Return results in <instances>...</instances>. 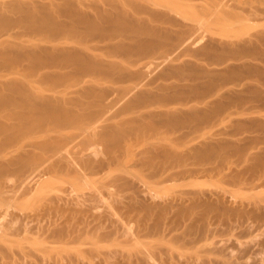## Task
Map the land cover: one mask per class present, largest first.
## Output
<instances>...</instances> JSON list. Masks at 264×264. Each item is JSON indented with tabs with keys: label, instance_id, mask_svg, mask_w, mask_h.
I'll use <instances>...</instances> for the list:
<instances>
[{
	"label": "rangeland",
	"instance_id": "1",
	"mask_svg": "<svg viewBox=\"0 0 264 264\" xmlns=\"http://www.w3.org/2000/svg\"><path fill=\"white\" fill-rule=\"evenodd\" d=\"M113 1L0 0V264H264V0Z\"/></svg>",
	"mask_w": 264,
	"mask_h": 264
},
{
	"label": "bare ground",
	"instance_id": "2",
	"mask_svg": "<svg viewBox=\"0 0 264 264\" xmlns=\"http://www.w3.org/2000/svg\"><path fill=\"white\" fill-rule=\"evenodd\" d=\"M114 1H116V0H114ZM114 1H113V2H114ZM119 1H120V0H119ZM121 1H124V0H121ZM121 1H120V3L118 2V4H120L121 6H119L118 4H117V5H118L119 7H122L121 9H123V10H125L124 8H126V10H127L128 12L126 13V11H125V13L128 14L129 11H130V9H128V8L130 7V5H129L128 8H127V7H124V8H123V6H122V4H121V3H122ZM135 1H136V0H135ZM141 1H143V0H141ZM141 1H140V2H141ZM220 1H221L222 3H220ZM234 1H235V0H234ZM127 2H128V1H127ZM127 2H125V6H126ZM131 2H132V1H131ZM133 2H134V0H133ZM140 2H139V0H138V4H139ZM143 2H144V1H143ZM143 2H141V3H143ZM147 2H148V1H147ZM154 2H155V1H154ZM218 2L220 3V6H224V5L226 4V3H224L223 0H219ZM235 2H236V1H235ZM260 2H261V0H244V1L241 2V3H234L233 8H235V9H236V8H243V7H244V8H248V7L255 8V7H257V6L260 4ZM135 3L137 4V2H135ZM141 3H140V4H141ZM215 3H216L215 5L218 4L217 2H215ZM128 4H129V3H128ZM136 4H135V5H136ZM138 4L136 5L137 8L142 7V5L140 6V4H139V6H138ZM144 4H146V3L144 2ZM144 4H143V5H144ZM149 4H151V3L149 2ZM149 4H148V6H149ZM112 5H114V3H113ZM112 5H110V6H112ZM117 5H116V6H117ZM133 5H134V4H133ZM146 5H147V4H146ZM213 5H214V4H213ZM213 5H212V6H213ZM35 6H36V5H35ZM35 6H34V8H35ZM95 6H96V5H95ZM116 6H115V7H116ZM118 6H117V7H118ZM144 6H145V5H144ZM218 6H219V4H218ZM29 7H30V6H29ZM29 7L27 8V10L24 11V13H25L24 16H25L26 19H29V18L33 19L32 17H34V16L37 14V13L34 14V11H35L36 8H35L33 11H31V10L29 9ZM215 7H216V6L210 7V9H212V8L215 9ZM130 8H131V10H132V8L135 9V7H133L132 4H131V7H130ZM137 8H136V9H137ZM147 8H148V7L146 6V9H147ZM149 8H150V6H149ZM152 8H153V7H152ZM217 8H218V7H217ZM28 9H29V10H28ZM113 9H114V8H113ZM140 9H141V8H140ZM218 9H219V8H218ZM91 10H92V9H91ZM101 10H102V9H101ZM143 10H145V9H142L141 11H143ZM151 10H152V9H151ZM98 11H99V9H98ZM119 11H120V9H119ZM133 11L136 12V15H135L136 17H137V15H139V14L141 13L140 10H138V12H137L136 10H133ZM133 11H132L131 13H133ZM139 11H140V12H139ZM147 11H148V10H147ZM153 11H154V12H153L154 15H156V14L158 13V12L155 13V10H153ZM93 12H94V11H93ZM96 12H97V11H96ZM116 12H117V11H116ZM120 12H121V11H120ZM120 12H118V14H121V15H122V14L124 13V12H121V13H120ZM94 13H95V12H94ZM100 13H101V12H100ZM100 13H99V14H100ZM131 13H129L130 16H129V15H128V16L133 20L132 17H135V16H132V15H134V13H133V14H131ZM138 13H139V14H138ZM142 13H143V12H142ZM144 13H145V11H144ZM144 13H143V15H144ZM146 13H147V12H146ZM161 14H162V13H161ZM121 15H120V17H121ZM148 15H149V14H148ZM154 15H153V16H154ZM128 16H127V17H128ZM131 16H132V17H131ZM145 16H146V15H145ZM163 16H164V15H163ZM163 16H162V18H163ZM113 17H114V15H113ZM123 17H124V15H123ZM148 17H149V16H148ZM166 17H167V16H166ZM115 18H116V17H115ZM121 18H122V17H121ZM124 18H125V17H124ZM140 18H141V15H140ZM140 18H138V19H140ZM149 18L153 19L154 17H149ZM156 18H157V17H156ZM160 18H161V16L159 15V19H160ZM135 19H136V18H135ZM142 19H143V18H142ZM151 19H150V20H151ZM167 19H168V18H166V21H167ZM87 20H88V19H87ZM108 20H109V19H108ZM120 20H121V19H120ZM123 20H124V19H123ZM132 20H130V19L128 18L127 21H128V23H129V21L132 22ZM146 20H147V18L144 19L143 21L146 22ZM154 20H157V19L154 18L153 21H154ZM160 20H161V19H160ZM168 20L171 21V19H168ZM82 21H83V20H82ZM93 21H94V20H93ZM124 21H125V20H124ZM133 21H134V20H133ZM139 21H140V20H139ZM139 21L136 20L135 22H138V24H139ZM166 21L164 20V23H165ZM170 21H169V22H170ZM172 21H173V20H172ZM119 22H120V21H119ZM157 22H160V21L157 20ZM161 22H162V21H161ZM75 23H76V22H75ZM99 23H100V22H99ZM124 23L127 24V22H124ZM140 23H141V22H140ZM170 23H171V22H170ZM173 23H176V22L174 21ZM73 24H74V23H73ZM85 24H86V23H85ZM93 24H94V23H93ZM132 24H134V23L132 22ZM135 24H136V23H135ZM159 24H161V23H159ZM171 24H172V23H171ZM121 25H122V24H121ZM154 25H155V24H154ZM161 25H162V24H161ZM84 26H85V25H84ZM134 26H135V25H134ZM169 26H170V25H168V27H169ZM124 27H125V26H124ZM87 28H88V27H87ZM134 28H136V27H134ZM165 28H166V27H165ZM173 28H174V27H173ZM98 29H99V28H98ZM126 30H127V29H126ZM183 38H184V37H183ZM84 43H85V42H84ZM140 43H141V42H140ZM126 44H127V43H126ZM125 46H126V45H125ZM139 46H140V45H139ZM129 47H130V46H129ZM122 48H123V45H122ZM127 48H128V47H127ZM139 48H140V47H139ZM123 49H124V48H123ZM128 50H130V49L128 48ZM139 50H140V49H139ZM142 51H143V50H142ZM140 52H141V51H140ZM141 53H142V52H141ZM75 56H76V55H74V57H75ZM82 56H83V55H82ZM88 56H89V55H88ZM78 57H79V56H78ZM80 57H81V56H80ZM84 57H85V59L87 58V56H85V55L83 56V58H84ZM75 58H77V57H75ZM83 58H79V59H83ZM88 58H89V57H88ZM77 59H78V58H77ZM89 60H92V59L89 58ZM89 60H88V59L85 60L86 63L89 62ZM85 61H84V63H85ZM80 62H81V60H80ZM82 62H83V61H82ZM92 62H93V61H92ZM92 62L90 61V63H92ZM86 63H85V64H86ZM82 64H83V63H81V65H82ZM92 64H93V63H92ZM78 65L80 66V63H78ZM88 65L90 66V68H91V66H93V65H90V64H88ZM84 66H85V65H83V67H84ZM89 66L86 65V68L89 67ZM94 66H95V64H94ZM97 66H98V65H97ZM95 67H96V66H95ZM95 67H93V68H95ZM84 68H85V67H84ZM93 68H91V70H92ZM81 69H82V68H81ZM98 69H99V68H98ZM94 70H95V69H94ZM119 70H120V69H119ZM117 72H118V71H117ZM90 87H91V86H90ZM32 88H33V90L35 89V91L32 90L33 93L31 92V95H33V96H31V97L35 98V99H36L37 101H39L40 103L42 102V104H39V102H37V103H38L39 105L42 106V107H41L42 109L44 108V110H45V109L48 110V111L45 110L46 113H49V112H50L49 114H46V115H48V117H51V116L54 115V114L51 115L52 108L54 109V107L57 106V104H58V106L60 105V107H61V102H63V103H64V102H67V101H65V99H62L63 101H61V99H58V101L60 100V102H58V101H57L58 103L53 102L54 104H52V103L50 102V103L52 104V106H51V105H49V104L47 103L46 100H47L49 97H45V95H43V93H45V92H43L42 88H41V91H42L43 93L40 92V90H39L40 87L38 88V86H32ZM88 88H89V87H88ZM94 90H95V89H94ZM94 90H93V92H94L93 95L95 94V91H94ZM86 91L88 92L89 90H86ZM86 91L83 92V96H84V94H87V93H85ZM41 95H43V96H41ZM91 95H92V94H90V96H91ZM143 95H144V94H143ZM143 95H142V96H143ZM85 96H87V95H85ZM140 96H141V95H140ZM42 97H43V98H42ZM52 97H53V96H52ZM146 97H147V96H146ZM146 97H144V98H146ZM33 98H31V99L33 100ZM44 98H45V100H44ZM55 98H56V97H55ZM55 98H53V99H55ZM60 98H61V97H60ZM35 99H34V100H35ZM56 99H57V98H56ZM34 100L31 102L32 104H33V102H35ZM51 100H52V99H51ZM53 101H54V100H53ZM79 101L81 102L82 100H79ZM14 102H15V101H14ZM48 102H49V101H48ZM80 102L77 101V103H80ZM37 103L35 102V104H37ZM55 103H56V104H55ZM63 103H62V104H63ZM29 104H30V103H29ZM29 104H28V105H29ZM32 104H30L29 106H31ZM70 104H71V103H70ZM53 105H54V107H53ZM67 105H68V104H67ZM29 106H28V108H29ZM31 107L34 108V106H31ZM31 107H30V109H31ZM36 107H38V105H37ZM55 108H58V107H55ZM38 109H39V107H38ZM32 110H33V109H32ZM40 110H41V109H40ZM70 110H71V109H70ZM27 111H29V110H26V111H25V116H26V117H27L28 113L30 112V111H29V112H27ZM41 111H42V110H41ZM57 112H58V111H57ZM60 112H61V111H60ZM67 112H68V111H65V113H64V114H65V117L67 116L66 118H68V117L71 115V114L69 115V112H68V113H67ZM21 113H22V112H21ZM53 113H54V112H53ZM66 113H67L69 116H68ZM26 114H27V115H26ZM29 114H31V113H29ZM55 114L57 115L58 113H55ZM60 114H61V113H60ZM64 114H63V115H64ZM32 115H33V113H32ZM50 115H51V116H50ZM56 115H54L56 118H59V117L61 118V117H63V116H58L59 114H58L57 116H56ZM73 115H74V117H75V114H73ZM73 115H71L70 118H68L69 120L65 118V119H66L65 122H68V121L70 122V120H72V119L74 118ZM19 116H20V115H19ZM29 116H30V115H28V118H29ZM21 117H22V116H20V118H21ZM26 117H23V118H26ZM30 117H31V116H30ZM71 117H73V118H71ZM63 118H64V117H63ZM16 119H17V118H16ZM18 119H19V118H18ZM25 120L27 121V118L24 119V121H25ZM28 120H29V119H28ZM21 121H22V120H21ZM72 121H73V120H72ZM15 122H17V121L15 120ZM55 122H56V121H55ZM75 122H76V121H75ZM1 123H3V122H1ZM29 123H30V122H29ZM62 123H63V122H62ZM73 123H74V122H73ZM3 124H6V123H3ZM7 124H8V123H7ZM22 124H23V123H22ZM91 124H92V123H91ZM70 125H71V124H70ZM74 125H75V123H74ZM89 125H90V124H89ZM82 126H85V125H82ZM67 127H68V125H67ZM88 127H89V126H88ZM88 127H87V129H90V128H88ZM90 127H91V126H90ZM0 128H1V127H0ZM10 128H11V127H10ZM30 128H31V127H30ZM80 128H81V127H80ZM6 129H7V128H6ZM82 129L84 130L85 127H83ZM13 130H14V129H13ZM2 131H3V130H2ZM7 131H8V130H7ZM16 131H17V130H16ZM65 131H67V130H65ZM76 131H77V130H76ZM76 131H75V132H76ZM84 131H86V130H84ZM92 131H93V130H92ZM75 132H74V133H75ZM78 132H81V131H78ZM89 132H90V131H89ZM4 133H5V132H4ZM20 133H21V132H20ZM86 133H87V132H86ZM10 134H11V133H10ZM48 134H50V132H49ZM51 134H52V133H51ZM65 134H66V133H65ZM82 134H84L83 131H82ZM93 134H94V131H93ZM25 135H26V133H25ZM7 136H8V135H7ZM49 136H51V135H49ZM49 136H48V137H49ZM68 136H69V135H68ZM70 136H71V135H70ZM72 136H73V135H72ZM72 136H71V137H72ZM74 136H76V135H74ZM93 136H94V135H93ZM19 137L21 138V136H19ZM44 137H45V136H44ZM58 137H59V136H58ZM75 138H76V137H75ZM79 138H80V137H79ZM47 139H48V138H47ZM47 139H46V140H47ZM66 139H70V138H66ZM72 139H73V138H72ZM72 139H70V140H72ZM8 140H9V139L4 140L5 145H6V144L8 145V143H7ZM36 140H38V139L36 138ZM41 140H42V139H41ZM9 141H12V140H9ZM17 141H18V140H17ZM38 141H40V140H38ZM43 141H45V139H43ZM66 141H68V140H66ZM14 142H15V141H14ZM29 142H30V141H29ZM10 143H11V142H10ZM12 143H13V142H12ZM17 143H18V142H17ZM20 143H21V142H20ZM32 143H33V141H32ZM40 143H41V142H40ZM43 143H44V142H43ZM43 143H42V144H43ZM46 143H47V142H46ZM49 144H50V142H49ZM3 145H4V144H3ZM37 145H38V144H37ZM39 145H40V144H39ZM61 145H62V144H61ZM1 146H2V145H1ZM12 146H14V144H13ZM17 146H18V145H17ZM21 146H23V145H20V147H21ZM25 146H26V145H25ZM52 146H53V145H52ZM10 147H11V146H10ZM32 147H34V145H32ZM32 147H30V148H32ZM57 147H58V146H57ZM66 147H67V146H66ZM66 147H65V148H66ZM28 148H29V147H28ZM30 148H29V150H30ZM58 148H59V149H57V150H58V153H57V150H56V152L54 151L56 154L53 152L52 155L54 154V156H55V155H57V154H59V153H60V155L63 154V153H65L64 151H63V152L60 151V149H62L63 147H60V146H59ZM14 149H15V148H14ZM19 149H20V148H19ZM26 149H27V148H26ZM32 149L34 150V148H32ZM45 149H46V148H45ZM3 150H4V151H6V150L9 151V148H7L6 150L3 148ZM12 150H13V149H12ZM33 150H32V151H33ZM62 150H64V149H62ZM4 151H2V152H4ZM14 151H16V150H14ZM24 151H26V150H24ZM30 151H31V150H30ZM30 151H28V149H27V152H30ZM34 151H35V150H34ZM77 151H78V150H77ZM2 152H0V153L2 154ZM11 152H12V151H11ZM19 152H20V151H19ZM27 152H26V153H27ZM45 152H46V151H45ZM61 152H62V153H61ZM14 153H15V152H14ZM20 153H21V152H20ZM20 153H19V154H20ZM33 153H34V152H33ZM39 153H40V151H39ZM46 153H47V152H46ZM7 154H8V152H7ZM7 154H6V157H7ZM9 154H10V153H9ZM19 154H17V155L20 156ZM21 154H23V152H22ZM36 154H37V153H36ZM11 155H12V154H10V156H11ZM25 155H26V154H24V156H25ZM42 155H43V152H42L41 155L36 156V158L39 157V156H42ZM45 155H48V154H45ZM45 155H44L43 157H45ZM49 155H51V153H50ZM52 155H51V156H52ZM0 156H3V155H0ZM4 156H5V155H4ZM12 156H13V155H12ZM21 156H22V155H21ZM24 156H23V157H24ZM34 156H35V154H34ZM62 156H63V155H62ZM91 156H92V155H91ZM58 157H59V156H58ZM63 157H64V156H63ZM25 158H27V156H26ZM31 158H32V157H31ZM41 158H42V157H41ZM48 158H49V157H47V160H48ZM54 158L56 159V157H54ZM54 158H53V161L55 160ZM64 158H65V157H64ZM77 158H79V157H77ZM0 159H1V157H0ZM23 159H24V158H23ZM39 159H40V158H39ZM39 159H37V160H39ZM49 159H51V158H49ZM57 159H59V158H57ZM80 159L82 160V158H80ZM80 159H79V160H80ZM90 159H91V158H90ZM7 160H8V159H7ZM7 160L5 161V164H6V163H7V164H8V163H9V164H12V163H13L14 166H11V165L8 164L9 167H7V165L4 164V165L6 166V168H5L6 171H7V170H10V168L12 167V168H13V170H11L12 172H10V171H9V172H10V173L15 172V175H17V173H16V172H17V169H15V171H14V167L16 168L17 165L15 166V163L18 162V161H15V163H14V161H12V160H9L8 162H7ZM13 160H14V159H13ZM17 160H19V159H17ZM43 160L46 161V157H45V159L43 158ZM72 160H73V159H72ZM3 161H4V160H3ZM10 161H12V162H10ZM19 161H20V160H19ZM22 161H23V160H22ZM26 161H27V159H26ZM77 161H78V160H77ZM82 161H83V160H82ZM90 161H91V160H90ZM90 161H89V162H90ZM38 162H39V161H38ZM40 162H43V161L41 160ZM49 162H50V161H49ZM72 162H74V160H73ZM72 162H71V163H72ZM1 163H2V162H1ZM18 163H19V162H18ZM20 163H21V162H20ZM24 163H26V162H24ZM24 163H23V164H24ZM27 163H28V162H27ZM30 163H31V162H30ZM33 163H36V162H33ZM43 163H45V162H43ZM43 163H42V164H43ZM74 163H75V162H74ZM74 163H73V164H74ZM77 163H78V162H77ZM87 163H88V162H87ZM42 164L40 163V166H41ZM45 164H46V163H45ZM45 164H43V165H45ZM75 164H76V163H75ZM4 165H1V164H0V171H1V170H5V169H3V168L5 167ZM33 165H34V164H33ZM33 165H32V166H33ZM66 165H67V164H66ZM69 165H70V164H69ZM69 165H68V167H69ZM10 166H11V167H10ZM23 166H25V165H23ZM32 166H31V167H32ZM35 166L37 167V166H39V165L36 164ZM35 166H34L33 168H35ZM45 166H46V165H45ZM49 166H50V165H49ZM74 166H75V165H74ZM76 166H77V164H76ZM84 166H85V165H84ZM87 166H88V165H87ZM17 167L21 168L22 165L19 164V166H17ZM27 167H28V166H27ZM29 167H30V166H29ZM29 167H28L26 170H24L26 167H25V168H21L20 171H21V172L23 171V173H25V171H26V174H23V176H24L23 179L19 178L20 181H21V180H25V179L27 178L26 175H27V174L29 175V173H27V172L29 171ZM71 167H72V166H71ZM71 167H70V168H71ZM7 168H9V169H7ZM19 168H18V170H19ZM33 168H32V170H33ZM39 168L41 169V167H38V168H37L38 171H39ZM42 168H43V167H42ZM72 168H73V167H72ZM72 168H71V169H72ZM74 168H75V167H74ZM89 168H90V166H89ZM35 169H36V168H35ZM35 169H34V170H35ZM43 169H44V168H43ZM48 169H49V167H48ZM30 170H31V169H30ZM34 170H33V171H34ZM45 170H46V169H45ZM75 170H76V169H75ZM75 170H74V172H75ZM83 170H84V169H83ZM83 170H81V171L83 172ZM89 170H91V169H89ZM94 170H95V169H94ZM20 171H19V172H20ZM35 171H36V170H35ZM42 171H43V170H42ZM91 171H93V169H92ZM3 172H4V173H7V172H5V171H2V172H0V173H3ZM31 172H32V171H31ZM40 172H41V171H40ZM44 172H45V171H44ZM44 172H43V173H44ZM4 173H3V174H4ZM10 173H9V174H10ZM32 173H34L33 175H34V177H35L36 172H32ZM32 173H31L29 176L27 175V176L29 177V179H26L27 181L30 180V179H33V178H34V177L32 176ZM89 173H90V172H89ZM3 174H1L0 176H2ZM13 174H14V173H13ZM13 174H12V175H13ZM18 174H19V173H18ZM39 174H40V173H39ZM76 174H77V173H76ZM19 176H22V175L19 174ZM2 177H3V176H2ZM14 177H15V176H14ZM17 177H18V176H17ZM17 177H16V178H17ZM25 177H26V178H25ZM30 177H31V178H30ZM37 177H38V176H37ZM0 178H1V177H0ZM4 178H5V177H4ZM6 178H7V176H6ZM37 179H38V178H37ZM8 180H9V179H8ZM8 180H6V182H7ZM33 180H35V178H34ZM33 180H31V182H32ZM4 181H5V179H4ZM4 181H2V179H1V183L4 182ZM9 181H10V180H9ZM13 181H14V180H13ZM17 181H18V180H17ZM17 181H14V183L17 182ZM42 181H43V180H42ZM18 182H19V181H18ZM18 182H17V183H18ZM21 182H22V181H21ZM23 182H24V181H23ZM29 182H30V181H29ZM10 183H11V182H10ZM12 183H13V182H12ZM32 183H33V182H32ZM26 184H27V183H26ZM29 184H30V183H29ZM34 184H35V183H34ZM7 185H8V183H7ZM9 185H10V184H9ZM20 185H21V184H20ZM1 186H2V184H1ZM3 187H4V186H3ZM5 187H6V188H9V187H7V186H5ZM28 187H30V185H29ZM14 188H15V187H14ZM9 189H11V188H9ZM12 189H13V187H12ZM1 190H2V189H1ZM3 190H4V189H3ZM3 190H2V191H3ZM7 190H8V189H7ZM30 190H31V189H30ZM34 190H35V188H34ZM4 191H5V190H4ZM4 191H3V192H4ZM5 192H8V194H9V191H5ZM15 192H16V190H15ZM33 192H34V191H33ZM12 193H13V191H12ZM30 194H33V193H30ZM10 195L13 196L11 193H10ZM10 195H9V196H10ZM26 195H27V192H26ZM26 195H25V196H26ZM7 197H8V196H6V198H7ZM4 198H5V197H4ZM62 200H63V199H62ZM76 200H77V199H76ZM63 202H64V201H63ZM63 206H64V205H63ZM0 207H1V206H0ZM60 208H61V207H60ZM92 208H93V207H92ZM1 209H2V207H1ZM1 211H2V210H1ZM109 213H110V212H109ZM109 213H108V214H109ZM0 214H1V212H0ZM17 214H19V213H17ZM15 215H16V214H15ZM41 215H42V214H41ZM3 216H4V215H3ZM17 216H18V215H17ZM17 216H14V217L16 218ZM37 216H38V215H37ZM109 216H110V215H109ZM0 217H1V216H0ZM12 217H13V216H12ZM20 217H21V216H20ZM20 217L18 218L19 220H20ZM26 217H29V216H26ZM26 217H25V218H26ZM31 217H32V216H31ZM1 218H2V217H1ZM1 218H0V219H1ZM34 218H36V217H34ZM38 218H39V217H38ZM38 218H37V219H38ZM28 219H29V218H28ZM28 219H27V220H28ZM30 219H31V218H30ZM40 219H42V217H41ZM40 219H39V220H40ZM111 219H112V218H111ZM11 220H12V219H10V221H11ZM14 220H15V219H14ZM14 220H12V221H14ZM16 220H17V219H16ZM19 220H17V221L19 222ZM27 220H26V221H27ZM42 220H45V219L43 218ZM58 220H59V219H58ZM24 221H25V220H24ZM26 221H25V222H26ZM31 221H33V220H31ZM31 221H30V222H31ZM34 221H35V220H34ZM34 221H33V222H34ZM36 221H37V220H36ZM36 221H35V222H36ZM48 221H49V220H48ZM63 221H64V220H63ZM30 222L28 221L29 224H31ZM54 222H55V220H54ZM11 223H12V222H11ZM14 223H15V222H14ZM20 223H21V222H20ZM23 223H24V222H23ZM23 223H21V224H23ZM28 223L26 222L27 225H28ZM42 223H43V222H42ZM44 223H45V222H44ZM64 223H65V222H64ZM26 224H25V225H26ZM33 224L36 225L35 223H33ZM58 224H59V223H58ZM1 225H2V224H1ZM7 225H8V224H7ZM9 225H10V223H9ZM23 225H24V224H23ZM38 225H39V223H38ZM41 225H42V224H41ZM47 225H48V224H47ZM54 225H55V224H54ZM54 225H53V226H54ZM59 225H60V224H59ZM2 226H3V225H2ZM43 226L45 227L46 225L44 224ZM53 226L51 227L52 229H50V230H54V229H53V228H54ZM55 226H57V225H55ZM60 226H61V225H60ZM29 227L31 228L32 226L29 225ZM29 227H28V228H29ZM37 227L39 228V226H37ZM44 227H42V228H44ZM47 227H49V226H47ZM57 227H58V226H57ZM57 227H56L55 229H59V228H60V230H61V227H58V228H57ZM0 228H1V227H0ZM8 228H9V227H8ZM20 228H21V227H20ZM22 228H23V226H22ZM25 228H27V227L25 226ZM28 228H27V230H24V231L27 232V231H28ZM49 228H50V227H49ZM31 229H34V228H31ZM35 229H37V228L35 227ZM40 229H41V228H39L38 230H40ZM47 229H48V228H47ZM6 230H7V228H6ZM62 230H63V229H62ZM62 230H61V232H62ZM2 231H4L3 227H2ZM24 231H22V232H24ZM29 231H30V230H29ZM42 231H43V230H42ZM56 231H57V230H56ZM58 231H59V230H58ZM35 232H36V231H35ZM52 232H53V231H52ZM59 232H60V231H59ZM4 233H6V232H4ZM33 233H34V232H33ZM44 233H47V232H44V231H43V234H44ZM48 233H49V235H50V231H49ZM56 233H57V232H56ZM63 233H64V232H63ZM52 234H53V233H52ZM54 234H55V233H54ZM54 234H53V235H54ZM61 234H62V233H61ZM61 234H60V235H61ZM6 235H8V234H6ZM40 235H41V234H40ZM62 235H63V234H62ZM38 236H39V235H38ZM46 236H47V235H46ZM57 236H58V235H57ZM63 236H65V235H63ZM47 237H48V236H47ZM41 238H42V237H41ZM44 238H45V236H44ZM49 238H50V237H49ZM58 238H59V237H58ZM63 238H64V237H63ZM63 238H62V239H63ZM2 239H3V238H2ZM6 239H8V237H7ZM47 239H48V238H47ZM56 239H57V238H56ZM45 240H46V239H45ZM60 240H61V237H60V239H59L58 241H60ZM0 241H1V240H0ZM41 241H42V240H41ZM46 241H47V240H46ZM58 241H57V242H58ZM61 241H62V240H61Z\"/></svg>",
	"mask_w": 264,
	"mask_h": 264
}]
</instances>
